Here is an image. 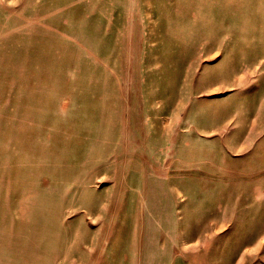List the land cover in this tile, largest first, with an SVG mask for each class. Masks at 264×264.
Returning a JSON list of instances; mask_svg holds the SVG:
<instances>
[{
    "label": "rangeland",
    "instance_id": "obj_1",
    "mask_svg": "<svg viewBox=\"0 0 264 264\" xmlns=\"http://www.w3.org/2000/svg\"><path fill=\"white\" fill-rule=\"evenodd\" d=\"M38 1L0 0V264H264V0H140L157 12L114 45L153 47L154 83L112 78L74 167V72L50 69L70 47Z\"/></svg>",
    "mask_w": 264,
    "mask_h": 264
},
{
    "label": "crops",
    "instance_id": "obj_2",
    "mask_svg": "<svg viewBox=\"0 0 264 264\" xmlns=\"http://www.w3.org/2000/svg\"><path fill=\"white\" fill-rule=\"evenodd\" d=\"M35 6L39 8L37 13L42 20L41 27L51 28L55 35L68 40L66 47H70L69 49L64 50V45L55 46L53 61L57 66L50 69H70L74 72L73 83H76V88L73 95L66 92L65 114H59L62 118L73 119L67 161L72 167L83 165L100 140L107 86H110L112 78L119 85L123 80L128 87L131 80H139L143 75L154 83V71L158 70L159 65L154 48L139 47L136 59L133 58L134 48L124 44L117 50L114 39L116 31L121 29V32H125L126 39L130 37L122 25L128 23L129 17L130 21L133 16H142V22L148 21L145 16H153L157 11L154 5L141 3L140 0H39ZM36 17L37 15L34 18ZM107 27L110 28L109 32ZM114 54L122 56L124 60L123 64L121 62L117 66L119 74L101 62L102 59L110 62ZM155 90L151 85L150 93L154 94ZM111 94L112 92L108 93V96ZM54 102H63L57 92ZM71 109L72 112L68 115ZM134 183L131 185L133 188L137 187V182ZM88 196L87 192H82V198L88 199ZM80 197V192H74L73 199ZM129 198L132 202L131 206L125 204L128 207H125L126 213L132 212L136 192H131ZM86 212L93 214L90 208ZM141 259L145 264H160L153 256L143 255ZM168 262L166 259L163 264Z\"/></svg>",
    "mask_w": 264,
    "mask_h": 264
}]
</instances>
